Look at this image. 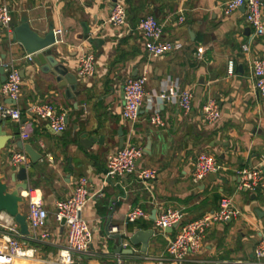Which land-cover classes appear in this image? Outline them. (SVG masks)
<instances>
[{"label":"crops","instance_id":"1","mask_svg":"<svg viewBox=\"0 0 264 264\" xmlns=\"http://www.w3.org/2000/svg\"><path fill=\"white\" fill-rule=\"evenodd\" d=\"M118 1L127 7L128 23L122 27L110 23L111 0H65L58 4L53 0H0V5L11 9L18 24L28 21L41 36L51 28L64 30L56 37L53 54L78 79L76 91L66 93L53 75L32 66L28 55L9 41L11 28L0 27V67L14 63L22 77L21 98L13 103L22 113L21 121L0 118L2 131L14 136L0 154V178L21 169L11 163V154L21 151L16 147L18 140L43 156L35 164L30 159L28 191L42 197L49 213L51 236L44 242L30 243L39 256L28 264H52L64 248L66 228L55 221V203L70 196L81 177L87 178L92 194L82 217L90 225L94 243L89 253L74 256L77 264H115L120 255L127 264H175L166 253L175 232L156 231L154 213L157 216L166 209H179L184 212V222L189 223L218 210L223 199L230 198L240 211L238 219L212 227L202 251L186 264L253 259L256 245L264 238V217L256 214L257 209L264 213V189L239 192L237 172L250 164L264 172V100L254 88L251 69L253 59L264 56V36L253 38L245 10L229 16L222 14L229 0ZM149 15L164 25V40L180 42L181 50L161 58L147 54L138 26ZM181 18L184 23H180ZM244 45H249L248 51H243ZM199 49L204 52L203 60L198 58ZM81 52L95 55L93 78L82 79L77 74ZM230 61L236 70L232 76L227 70ZM145 73L147 95L138 121L131 126L123 118V87L128 80ZM1 78L0 88L4 85ZM171 79L193 92L189 113L173 99H160L163 88L172 97L167 86ZM0 99L10 104L8 97L0 95ZM209 101L216 102L222 117L217 124L208 126L202 113ZM42 102L66 113L64 132L54 131L48 122L28 112L31 105ZM157 111L165 121L164 127L150 123ZM121 130L123 148H144L139 170H157L155 180L143 182L131 175L105 181L109 155L122 149ZM82 140H88L91 146H85ZM203 152L214 154L223 169L195 183L194 162ZM28 191L23 193L25 217L29 210ZM137 206L148 218L129 226L124 239L129 240L138 230H154L156 235L147 253H142V245L130 242L127 249L132 254L118 255L115 250L120 240L107 236V226L123 224L128 212ZM250 243L253 244L247 248ZM6 252L0 228V253Z\"/></svg>","mask_w":264,"mask_h":264},{"label":"built area","instance_id":"2","mask_svg":"<svg viewBox=\"0 0 264 264\" xmlns=\"http://www.w3.org/2000/svg\"><path fill=\"white\" fill-rule=\"evenodd\" d=\"M56 4L65 0H53ZM245 5L246 22L254 32L253 38H262L264 36V13L263 0H229L222 7L221 11L224 15H232L239 11ZM12 11L7 5H0V27L10 28L12 22ZM184 19H180V23H184ZM110 23L113 26L122 27L128 23L127 7L120 1L113 3L110 15ZM138 30L145 38V49L147 54L152 58H161L170 53V51H178L183 48L180 42L164 40V25L153 16L149 15L142 18L139 22ZM63 29L55 31V36L59 37L63 34ZM58 41V38H57ZM243 51L249 50V45L242 47ZM199 60H203V50L198 51ZM31 59V56H28ZM7 76V81L0 88V95L8 97L15 103L21 98L22 77L17 66L14 63H6L3 66ZM251 69L254 77V88L264 100V56L263 58H255L251 63ZM227 70L229 75L236 73L235 64L230 61ZM96 58L95 55L87 52H81L78 60L77 74L82 79H89L95 76ZM148 82L147 73L134 79L128 80L124 87V104L123 118L133 126L140 117L141 107L147 95L145 91ZM170 86L172 97L167 88H163L160 99L163 101L174 100L179 108L186 113L192 109L193 92L188 89L181 88L178 80L171 79L167 82ZM203 121L206 125H215L222 117L220 107L214 101L203 107ZM28 112L35 115L40 121L48 122L49 126L56 132H64L67 125L66 113L59 112L57 108L49 103L42 102L34 104L28 108ZM0 118L10 119L14 122H20L22 113L13 104L4 103L0 99ZM154 127H164L165 121L159 114L155 112L150 120ZM145 156L143 147L126 146L109 155L107 161V172L105 181L111 179L125 178L131 175H137L138 179L146 182L153 181L157 177V170L140 169L138 162ZM264 159V158H263ZM11 163L16 168H27L30 164V158L24 151H15L11 154ZM195 168L192 173V180L195 183L207 178L211 174H217L223 166L218 162L216 156L212 153H200L195 159ZM239 178V192H254L264 189V172L259 166L248 165L237 172ZM29 199V210L26 215L30 228V235L22 236L20 227L16 224L13 217L4 213L0 215L1 238L7 245V252L0 253V264H15L16 262L26 261L32 262L38 260L39 255H35V250L30 247L31 242L45 241L50 238L51 233L48 230L49 213L43 204V199L38 193L33 191L27 192ZM92 199L89 190L88 180L81 177L77 181L76 188L73 193L63 201L55 203V221L59 225L65 221L63 228H66V244L57 255L52 264H77L74 260L75 255H83L90 252L93 246V234L90 225L82 217L84 208ZM240 215L239 209L234 201L223 199L218 210L212 213H206L196 218L192 222H184V212L179 209H166L160 212L155 220V229L165 233L167 229H174L175 235L166 248V253L175 264H186L190 262L192 256L198 254L203 249L205 236L212 227L220 224H226L238 219ZM147 213L141 208L131 209L124 219L123 224H112L107 226L108 237H118L123 249L130 247V241L124 239L126 229L129 226L138 223L139 219H147ZM179 229L178 231H176ZM254 258L249 261H216L212 264H264V238L256 245L254 250ZM40 261L42 259L39 258ZM43 262H48L44 261ZM115 264H127L126 259L122 255L117 256Z\"/></svg>","mask_w":264,"mask_h":264},{"label":"water","instance_id":"3","mask_svg":"<svg viewBox=\"0 0 264 264\" xmlns=\"http://www.w3.org/2000/svg\"><path fill=\"white\" fill-rule=\"evenodd\" d=\"M117 1L118 0H111L112 3H116ZM241 9L245 10V5H243ZM11 20L10 28L12 31L8 35L9 41L15 44L21 51H24L28 56H31L30 62L32 66H36L42 69L43 72L53 75L59 87L66 88V93L69 94L71 91L75 92L78 85L76 75L70 73L65 63L58 60L53 54L52 48L57 45L54 29L51 28L45 36H41L31 28L28 21L24 20L21 24H18L14 16L11 17ZM0 76H2L1 82L4 84L7 81L4 67H0ZM9 103L13 104L15 102L9 100ZM120 136V147L123 148L125 139L122 130L120 131ZM13 137L14 136H8L0 127V154L5 151L7 144L13 140ZM82 143L85 146L88 144L87 147H89V145L91 146L88 140H82ZM16 147L26 152L33 164L43 158L41 153L35 150L31 145L23 144L21 140L16 142ZM28 180V168H22L18 172H12L0 178V213H6L13 217L16 224L19 225L20 232L24 237L30 235L29 224L26 217L22 214V207L24 204L23 193L29 189ZM256 214L260 218L264 217V213L258 209L256 210ZM261 214L263 216H261ZM156 217V213H154L152 220L155 221ZM64 222L65 221L62 222L63 226L65 224ZM175 228L176 226L167 229L166 233L172 234ZM155 235L154 230H138L129 240L134 246L142 245V253H147L150 240ZM115 253L118 255L120 253L132 254V250L123 249L122 246H120L115 250Z\"/></svg>","mask_w":264,"mask_h":264},{"label":"rangeland","instance_id":"4","mask_svg":"<svg viewBox=\"0 0 264 264\" xmlns=\"http://www.w3.org/2000/svg\"><path fill=\"white\" fill-rule=\"evenodd\" d=\"M178 230H179V229H177L176 231H178ZM251 244H253V243H250V244H249V246H246V247H247V248H248V247H250V246H251ZM21 262H22V261H21ZM16 263H18V262H16Z\"/></svg>","mask_w":264,"mask_h":264},{"label":"bare ground","instance_id":"5","mask_svg":"<svg viewBox=\"0 0 264 264\" xmlns=\"http://www.w3.org/2000/svg\"><path fill=\"white\" fill-rule=\"evenodd\" d=\"M22 264H28V262H26V261H22Z\"/></svg>","mask_w":264,"mask_h":264}]
</instances>
